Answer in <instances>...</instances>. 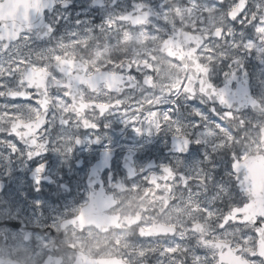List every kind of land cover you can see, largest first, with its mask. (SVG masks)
Listing matches in <instances>:
<instances>
[{
    "label": "snow or ice",
    "instance_id": "snow-or-ice-1",
    "mask_svg": "<svg viewBox=\"0 0 264 264\" xmlns=\"http://www.w3.org/2000/svg\"><path fill=\"white\" fill-rule=\"evenodd\" d=\"M211 2L217 8L227 6V0ZM122 3L135 9L131 0H118L116 7ZM42 4L43 0H27L20 5L14 0H0V46L11 47L25 36L33 38L32 34L42 31L36 27ZM152 6L159 10V0H152ZM184 7H191L187 0L165 5L162 15L171 13V24L152 15L147 23H133L145 9L132 10L128 20V13L103 22L98 18V26L92 31L72 33L64 41L66 47H53L50 53L42 51L40 61L27 56L15 60L8 57L11 63H6L0 58V102L8 104L22 97L34 105V122L25 120L19 112L4 111L0 123L18 128L11 134L26 139L33 149L49 146L41 133L47 128L50 110L57 108L64 113L65 132L73 127L97 128L98 117L120 109L136 125L138 134L172 133L173 156L182 167L169 163L159 175L146 173L140 182L134 180L122 197L93 194L87 208H81L66 222L68 229H74L69 235L75 238L64 249L65 257L75 254L79 264H136L137 256L146 264H163L161 256L171 259L172 264H257L258 260L264 264V127L243 117L237 120L234 112L223 109L217 111L224 119L211 113L209 120L192 117V106L200 105L203 110L202 101L216 97L229 108L244 105L249 96L264 107V83L253 86L247 74L238 81L231 101L225 99V93L205 88L217 44L230 43L243 54L255 49L251 39L239 40L233 29L244 30L247 25V31L260 34L264 46V11L251 13L249 0H234L226 16L205 34L201 31L203 20L193 27L191 22L185 24L186 13L183 19L176 15ZM177 28L192 35L177 37ZM126 32L133 39L124 41ZM141 33L149 39L140 42ZM105 43L111 49L107 53ZM51 44L48 39L37 48ZM133 85L152 95L144 100L137 98L134 106L128 104L123 96L134 90ZM11 90L16 96H9ZM157 96L161 100L165 96L183 97L189 105L186 114L175 121L166 111H154ZM254 107L256 104L249 105L250 109ZM248 115L253 121L262 118L251 111ZM183 120L188 121L187 126ZM214 122L231 134L230 141ZM73 142L80 140L74 136ZM13 147L17 153L21 151L18 145ZM28 155L31 157L32 152ZM45 168L44 164L36 168L37 184ZM193 197V203H188ZM42 204L37 200V207ZM210 211L213 216L208 215ZM27 230L28 226L13 221L10 213L0 212V235L16 252L14 264H44L48 255L58 254L39 244L37 237H43L44 245L50 242L46 234L33 230L26 236ZM154 238L168 243L157 249L151 246Z\"/></svg>",
    "mask_w": 264,
    "mask_h": 264
},
{
    "label": "flooded vegetation",
    "instance_id": "flooded-vegetation-1",
    "mask_svg": "<svg viewBox=\"0 0 264 264\" xmlns=\"http://www.w3.org/2000/svg\"><path fill=\"white\" fill-rule=\"evenodd\" d=\"M14 2L20 5L26 4L27 0H14ZM131 2L135 5V9L132 10H146L143 16H138L133 23H147L149 15H152L167 20L171 24L173 20L171 13L167 15L162 13L165 5L175 6L178 0H159V10L152 6V0H131ZM233 2L234 0H227L226 8H217L211 0H187L191 7L178 9L176 15L183 19L186 13L188 19L185 20V24L191 22L193 27L196 26V21L203 20L201 31L207 34L214 23L220 22L222 17L226 16ZM117 3L118 0H43L40 22L36 26L43 30L32 34L33 38L25 36L23 41L11 47L0 46V58H3L6 63H11L8 57L15 60L24 59L27 56L29 60L40 61L42 51L50 53L53 47H66L64 41L72 33L82 34L85 29L92 31L98 26V18L100 22H103L128 13L125 20L130 19L132 10L129 9L128 4L122 3L120 7H116ZM249 5L251 13L259 14L264 11V0H249ZM153 26L156 27V25ZM247 27L245 25V29L240 31L233 29L234 36L242 41L251 39L255 44L254 51L243 54L233 49L230 43L217 44L214 66L205 77L209 81L205 85L206 89L212 87L214 92H223L225 95L235 94L239 87L238 81L243 80L245 74L252 81L253 86L264 83V55H261V48L264 46L260 43L262 37L254 30L247 31ZM175 35L177 37L183 35L187 38L192 34L184 31V28H177ZM151 38L156 39L155 36ZM13 39L15 40V37ZM48 39L52 40L51 45L37 48V45ZM131 39H133L132 35L124 33V41ZM139 39L142 42L149 37L141 33ZM110 50L109 45L105 43L104 52L107 53ZM131 88L134 90H129L127 95L123 96L130 105L134 106L137 98L144 100L152 95V93H145L141 86L133 85ZM244 91L246 94L247 89L245 88ZM9 96H16L15 90H11ZM212 99L202 101L203 110L200 105L192 106V117L199 116L202 120H209L211 113L224 119L217 111V109H223L225 112H234L237 120L243 117L247 122L264 127V112L253 108H241V105L236 106V109L241 108L240 111L227 110L221 103L213 102ZM163 100H177L179 111L186 114L189 105L183 97L173 99L165 96L161 100L157 96V102L153 105L154 111H163ZM33 108L34 105L28 104L26 98L22 97L8 104L0 102V114L4 111H16L22 114L25 120L32 122H34ZM50 111L51 115L47 117V128L41 133L45 136L44 143L49 145L46 148L33 149L26 139H20L19 136L11 134L17 132L18 128H9L6 124L0 123V133H9L7 136L0 135V212L10 213L13 221L27 225L26 236L33 230L46 234L50 242L44 245L43 237H37L39 244L43 245L44 249H55L58 254L48 255L44 264H76L78 258L75 254H68L65 257L64 253V249L75 238L69 235L74 233V229H68L66 222L79 213L81 208H87L93 194L103 193L106 197H122L125 189L131 187L134 180L140 182L141 177L146 173L154 172L159 175L169 163H174L177 167H182V163L176 161L173 156L171 132H153L149 135L145 131L143 135L138 134L134 130L136 125L129 122L123 110L114 109L111 113L98 117L99 127L97 128L78 130L73 127L67 132L62 127L64 113L59 111V108ZM249 111L262 118L253 121L248 115ZM214 123L215 127L220 128L221 132L227 135L226 129L222 128L218 122ZM184 124L187 126L188 121ZM232 127L237 128L236 123H233ZM74 136L80 140V143L73 142ZM227 136L230 141L231 134ZM13 144L20 147L19 153ZM223 147L224 145L220 144V148L223 149ZM29 152H32L31 157L28 155ZM40 164L46 165V168L41 174L40 183L37 184L35 170ZM221 189L224 193L228 192L223 185ZM194 199L195 197L188 203H193ZM37 200L43 202L41 207H37ZM198 206L194 205V208ZM208 215L213 216L214 213L210 211ZM201 227L203 228L204 225ZM160 241L163 242V246L168 243L165 240ZM15 258L16 252L0 235V261L4 264H14ZM160 259L163 264H172L169 258L161 256ZM139 262L145 261H136V263ZM153 264L156 262L153 261ZM257 264H260L259 260Z\"/></svg>",
    "mask_w": 264,
    "mask_h": 264
},
{
    "label": "rangeland",
    "instance_id": "rangeland-1",
    "mask_svg": "<svg viewBox=\"0 0 264 264\" xmlns=\"http://www.w3.org/2000/svg\"><path fill=\"white\" fill-rule=\"evenodd\" d=\"M177 100H163V111H166L168 112L170 115H172V118L173 120L175 121H180L181 119V115L184 114L183 112L179 111L178 109V104L176 103ZM187 120H183L182 122H186ZM227 135H230V133L225 132ZM152 247H155V248H160L163 246V242L161 241H156V240H153V243L151 245ZM163 257V256H162ZM135 260L136 261H140V257H135ZM143 261V260H141Z\"/></svg>",
    "mask_w": 264,
    "mask_h": 264
},
{
    "label": "water",
    "instance_id": "water-1",
    "mask_svg": "<svg viewBox=\"0 0 264 264\" xmlns=\"http://www.w3.org/2000/svg\"><path fill=\"white\" fill-rule=\"evenodd\" d=\"M234 98H235V94L225 95V99H229L230 101L233 100ZM212 100H213L214 102H219V103H221L219 98H214V99H212ZM221 104H222V106H223L224 108H226V109H234V108H236V106H237V105L233 104V106H232L231 108H229L228 105L223 104V103H221ZM249 104H251V105H252V104H256V107H255L256 109H258V110H264L263 107H260V106L256 103V101L253 100V98H252L251 96H249L247 103H245L244 105H241V106H245V105H249ZM236 110H240V109H236ZM77 264H79V260H78ZM102 264H103V262H102Z\"/></svg>",
    "mask_w": 264,
    "mask_h": 264
}]
</instances>
